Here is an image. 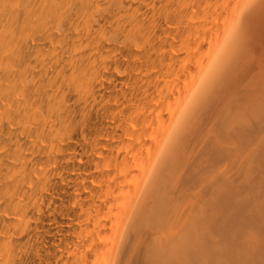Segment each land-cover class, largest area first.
<instances>
[{"label":"bare ground","instance_id":"obj_1","mask_svg":"<svg viewBox=\"0 0 264 264\" xmlns=\"http://www.w3.org/2000/svg\"><path fill=\"white\" fill-rule=\"evenodd\" d=\"M0 264H264V0H0Z\"/></svg>","mask_w":264,"mask_h":264}]
</instances>
